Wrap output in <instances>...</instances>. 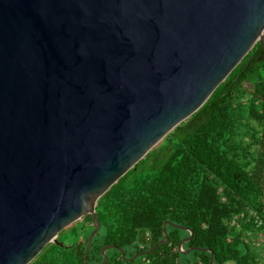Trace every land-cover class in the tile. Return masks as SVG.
Wrapping results in <instances>:
<instances>
[{"label": "water", "instance_id": "obj_1", "mask_svg": "<svg viewBox=\"0 0 264 264\" xmlns=\"http://www.w3.org/2000/svg\"><path fill=\"white\" fill-rule=\"evenodd\" d=\"M257 43L264 0H0V264L72 248L60 233L90 215L89 264L100 198ZM190 233L179 251L214 264Z\"/></svg>", "mask_w": 264, "mask_h": 264}, {"label": "trees", "instance_id": "obj_2", "mask_svg": "<svg viewBox=\"0 0 264 264\" xmlns=\"http://www.w3.org/2000/svg\"><path fill=\"white\" fill-rule=\"evenodd\" d=\"M101 229L88 263L264 264V43H257L205 105L175 128L97 203ZM168 242L133 262L128 259ZM87 215L31 264H86ZM175 226L185 228V230ZM122 249L127 260L122 258Z\"/></svg>", "mask_w": 264, "mask_h": 264}]
</instances>
